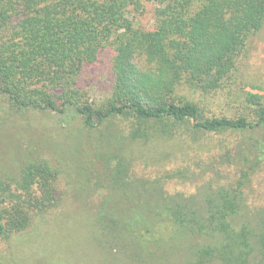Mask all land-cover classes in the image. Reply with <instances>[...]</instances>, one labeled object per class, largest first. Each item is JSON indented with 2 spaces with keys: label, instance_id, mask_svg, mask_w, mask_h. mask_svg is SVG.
<instances>
[{
  "label": "trees",
  "instance_id": "1",
  "mask_svg": "<svg viewBox=\"0 0 264 264\" xmlns=\"http://www.w3.org/2000/svg\"><path fill=\"white\" fill-rule=\"evenodd\" d=\"M146 4L153 6L151 30L135 25ZM263 23L264 0H0L1 108L73 113L86 133L105 131L94 140L104 144L90 162L101 164L97 184L121 188L124 202L112 207L106 195L90 220L110 261L264 264V212L243 211L245 189L264 166V97L246 93L232 117L204 115L192 97L235 82L248 40ZM103 56L110 90L92 103L79 81ZM205 134L222 136L218 168L200 165L197 153L187 151ZM171 140L178 145L171 158L180 159L164 169L169 157L156 142ZM129 145H141L130 159ZM137 158L163 169L151 180L133 176ZM224 163L238 166L231 181L221 173ZM208 168L221 182H202ZM58 174L35 159L15 176L0 175L1 239L55 206ZM170 180L199 182L197 195L168 194Z\"/></svg>",
  "mask_w": 264,
  "mask_h": 264
},
{
  "label": "rangeland",
  "instance_id": "2",
  "mask_svg": "<svg viewBox=\"0 0 264 264\" xmlns=\"http://www.w3.org/2000/svg\"><path fill=\"white\" fill-rule=\"evenodd\" d=\"M152 14L153 6L146 4L143 13L135 18V25L143 30H151ZM246 51L247 55L239 60L234 74L235 82L227 89L205 97L192 95L195 102L202 106L204 115L238 116L243 106L241 97L246 93L264 97V23L249 38ZM108 60L103 56L99 67L83 69L79 85L89 102L98 103L108 96ZM182 93L191 94L186 90ZM1 107L0 175L15 176L24 162L35 159L46 160L52 167L57 168L59 174L55 186V206L46 211L43 217L41 213L31 214L25 229L13 233L5 240L0 238V264H123L119 260L110 261L108 250L97 243V230L93 228L90 220V215L96 219L98 210L102 207L99 205L106 195V200L111 197L112 201L109 200L108 203L112 204V207L117 206V201L124 202L121 188L109 183H104L103 186L97 184L98 178H104L101 164L92 165L90 162L95 159L97 146L104 144L94 141L100 132H105L104 129L86 133L79 128L80 119L73 113L64 116L35 111L16 114ZM120 124L122 127L125 125L124 122ZM220 139V135H201L194 142H190L191 144L188 143L190 147L193 145V148L187 151L190 154L197 153L200 165H216L215 168H218L214 160L225 152L218 144ZM244 140H247V136ZM173 141L156 142L160 145L158 151L162 156L164 151L165 156L169 157L165 162L170 163L163 166L164 169H169L180 159L179 153L171 158L178 146H174ZM231 142L232 140L229 144ZM140 146L129 145L126 156H137V152L141 150ZM154 149L155 147L151 146L149 153L152 154ZM134 163L131 175L150 180L157 177L163 169L158 163L145 167L138 158ZM235 167L238 166L224 163L220 170L222 175L229 176L231 181L236 175ZM96 170L101 172L96 173ZM206 179L221 182L214 178V172L209 168L201 181L205 182ZM250 181L249 187L245 189L247 207L243 211L250 215L263 213L261 208H264V166L252 175ZM198 185L199 182L194 181L170 180L165 183L164 190L168 194L182 193L184 196H192L197 195ZM129 188L128 193L132 195L133 189ZM139 196L140 194L137 195Z\"/></svg>",
  "mask_w": 264,
  "mask_h": 264
}]
</instances>
